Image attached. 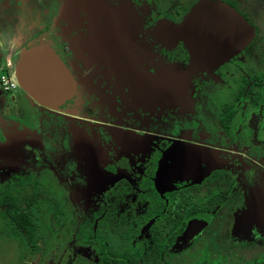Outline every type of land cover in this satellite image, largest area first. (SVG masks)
Returning a JSON list of instances; mask_svg holds the SVG:
<instances>
[{
	"label": "flooded vegetation",
	"instance_id": "af4514ba",
	"mask_svg": "<svg viewBox=\"0 0 264 264\" xmlns=\"http://www.w3.org/2000/svg\"><path fill=\"white\" fill-rule=\"evenodd\" d=\"M207 1L254 30L211 66L159 30ZM38 49L73 83L58 105L21 86ZM263 59L264 0H0V234L20 264H264Z\"/></svg>",
	"mask_w": 264,
	"mask_h": 264
},
{
	"label": "water",
	"instance_id": "95a60500",
	"mask_svg": "<svg viewBox=\"0 0 264 264\" xmlns=\"http://www.w3.org/2000/svg\"><path fill=\"white\" fill-rule=\"evenodd\" d=\"M161 26L160 31H170L186 40L198 63L210 66L231 57L242 47L249 32L247 22L235 9L214 1L196 7L178 28ZM19 75L22 88L45 105H58L74 89L58 57L42 49L25 60ZM42 80L61 84L42 85Z\"/></svg>",
	"mask_w": 264,
	"mask_h": 264
},
{
	"label": "rangeland",
	"instance_id": "374dc122",
	"mask_svg": "<svg viewBox=\"0 0 264 264\" xmlns=\"http://www.w3.org/2000/svg\"><path fill=\"white\" fill-rule=\"evenodd\" d=\"M236 5L239 7L242 6V0H232ZM255 11L253 10L252 13V20L255 23L256 17H255ZM252 28V27H251ZM254 40V30L253 28L249 30L248 36L242 46L243 49H246L249 45H251L252 41ZM254 62H257V59L253 57ZM264 61V59H263ZM43 132V131H39ZM13 133V131H12ZM15 136V134H13ZM11 144V143H10ZM264 176H262L258 182V192L255 194H264ZM15 185V184H14ZM5 187V185L0 184V190ZM76 196V200H74L75 205L78 207L79 204L77 201H79V194H69V196ZM77 202V203H76ZM74 232V231H73ZM49 239L48 237H46ZM72 238V237H70ZM48 253V252H46ZM27 255L26 249H24V245L21 240L17 239L16 237H10L7 233L0 234V264H20L21 260H26L24 256ZM74 264V262H71Z\"/></svg>",
	"mask_w": 264,
	"mask_h": 264
},
{
	"label": "trees",
	"instance_id": "16d2710c",
	"mask_svg": "<svg viewBox=\"0 0 264 264\" xmlns=\"http://www.w3.org/2000/svg\"><path fill=\"white\" fill-rule=\"evenodd\" d=\"M11 200L13 199H10L9 201ZM8 218H9V222L11 223V227L13 228V230L18 229L17 226H21V225H23L24 228H26L27 227L26 225L32 223V220L29 219L27 216L24 218H19V216H17L16 213H13V214L9 213ZM30 236L31 234H29V237Z\"/></svg>",
	"mask_w": 264,
	"mask_h": 264
}]
</instances>
